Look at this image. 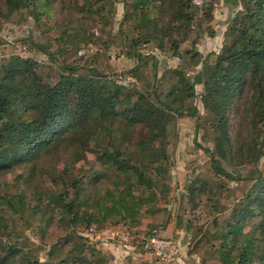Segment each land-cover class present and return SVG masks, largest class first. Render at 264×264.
<instances>
[{
	"label": "rangeland",
	"instance_id": "374dc122",
	"mask_svg": "<svg viewBox=\"0 0 264 264\" xmlns=\"http://www.w3.org/2000/svg\"><path fill=\"white\" fill-rule=\"evenodd\" d=\"M236 1L238 5L201 0L202 4L196 6L191 0L193 28L180 46L179 56L173 57L169 44L164 52L156 41L130 45V39H138L140 29L123 23L125 14L132 11L126 0H110L103 16L90 12L96 8H90L84 0L65 7L61 6L63 0H58L50 10L38 5L15 12L10 11L6 0H0V73L11 59L27 51L39 61L35 71L50 83L68 73L69 67H79L78 74L96 69L100 77L115 82L119 76H138L140 79L131 87L150 91L154 86L164 103L171 101L174 87H195L191 96L187 90L173 100L180 112H172L167 118L168 174L157 178L156 204L145 207L137 223L114 218L89 228L84 223H70L56 207L57 198L60 203L77 201L75 194L67 201L63 198L66 191H74L77 181L85 204L80 217L89 212L102 219L97 204L106 202L107 191L117 180L98 157V144L103 148L108 145L107 138H102L90 143L83 160L76 161L75 154L68 150L44 159L34 169L31 164L0 173V225L6 226L0 236V253L17 247L22 249L18 264H22V258L58 262L82 235V243L96 249L109 264H167L146 248V241L157 236L177 243L180 257L174 264H223L216 251L235 203L250 191L253 178L264 172V115H259L248 101L252 86L247 87L242 99L237 98L238 107L221 111L218 106L204 103L205 85L198 83L202 74L207 76L206 66L216 65L225 41L229 43L235 34V19L243 11L242 0ZM88 37L92 39L86 43ZM81 50L84 55L79 54ZM223 115L224 132L230 141L226 157L218 154ZM141 129L134 131V142L142 137ZM128 145L120 142L112 150L125 151ZM126 153L133 163L140 160L135 148ZM213 155L216 166L233 178L216 172ZM125 182L122 179V186ZM16 209L25 210L15 214ZM251 225L247 224L245 231ZM107 227L124 232L130 242L90 237L91 228L101 231Z\"/></svg>",
	"mask_w": 264,
	"mask_h": 264
},
{
	"label": "trees",
	"instance_id": "16d2710c",
	"mask_svg": "<svg viewBox=\"0 0 264 264\" xmlns=\"http://www.w3.org/2000/svg\"><path fill=\"white\" fill-rule=\"evenodd\" d=\"M71 1L63 0L61 6L78 0ZM109 1L84 0V3L96 8L90 12L103 16ZM6 2L10 11L15 12L38 5L50 10L56 7L58 0ZM126 5L131 6L132 11L125 14L123 23L138 25L140 29L137 30L138 39H130V45L136 47L141 41L145 44L156 41L161 51H166L169 44L171 56H179L180 46L187 41L195 20L189 12L191 0H126ZM241 5L243 11L235 19L234 36L229 43L225 41L216 65L206 66L207 76L202 74L198 83L205 85L204 103L218 106L221 111L238 107L237 98L242 99L251 85L253 93L248 101L262 116L264 0H242ZM106 18L110 19V15ZM91 39L88 37L85 42ZM35 65L32 60L16 57L0 73V173L31 164L34 169L44 159L58 157L68 150L75 154L76 161L83 160L91 142L107 138V147L103 148L99 143L97 154L107 166V171L115 173L117 180L114 188L107 191L106 202L97 204L102 219H96V215L86 211L85 216L80 217L85 204L81 201L83 189L78 188L77 181L74 182V191H66L63 195L67 201L75 194L77 201L60 203L57 198L56 207L70 223H84L89 228L92 224L104 225L114 218L137 223L142 210L156 204L157 178H166L168 174L165 165L168 158L167 118L172 112H180L173 106L176 103L173 100L187 90L190 96L194 94V85L174 87L169 95L171 101L164 103L154 86L150 91L140 90L136 85L123 87L115 79L100 77L96 69H91L89 74H78L79 67H69L68 73H62L56 83H50L39 76ZM131 73L137 76V73ZM221 118L218 154L226 157L230 141L224 132V115ZM139 128H142V137L134 142L133 133ZM120 142L129 144L125 151L122 148L112 150ZM132 147L140 154L137 163H133L132 156L126 153ZM213 158L215 163V156ZM214 169L218 174L233 178L219 169L216 163ZM122 179L126 180L123 186ZM253 181L250 191L236 201L232 217L223 230L221 245L216 251L223 264H264V172L255 176ZM20 206H24L23 201H20ZM9 207L14 209L15 205L10 203ZM24 210L16 209L14 212L18 214ZM247 224L252 225L245 231ZM5 228L0 225V236ZM81 240L85 241L82 235L68 255L58 262L27 258H22L21 262L109 264L106 257ZM8 251L0 253V264H18L17 257L22 249L11 247Z\"/></svg>",
	"mask_w": 264,
	"mask_h": 264
},
{
	"label": "built area",
	"instance_id": "2783aa9c",
	"mask_svg": "<svg viewBox=\"0 0 264 264\" xmlns=\"http://www.w3.org/2000/svg\"><path fill=\"white\" fill-rule=\"evenodd\" d=\"M194 4L199 6L202 4L201 0H194ZM92 44V43H91ZM92 45H89L91 47ZM81 50L79 52L80 55H84L85 52ZM19 57L26 60H32L34 62H39L33 56L28 55V52L19 53ZM137 82V79L133 76H119L116 79V83L123 87H131ZM92 234L90 237H104L108 239H117L120 243L127 244L130 242V238L128 235H125L124 232L119 231L117 228H105L104 230H97L95 228H91L89 230ZM146 248L149 249L159 260L166 262L167 264H174L177 262V259L180 257V250L178 249V245L174 240L161 238L157 236H152L146 241Z\"/></svg>",
	"mask_w": 264,
	"mask_h": 264
},
{
	"label": "water",
	"instance_id": "95a60500",
	"mask_svg": "<svg viewBox=\"0 0 264 264\" xmlns=\"http://www.w3.org/2000/svg\"><path fill=\"white\" fill-rule=\"evenodd\" d=\"M224 2H225V3H232V4H234V5H238V4H239V2L236 1V0H224Z\"/></svg>",
	"mask_w": 264,
	"mask_h": 264
}]
</instances>
